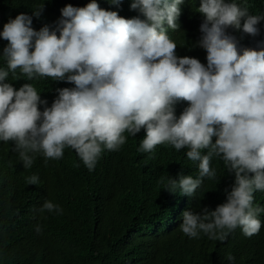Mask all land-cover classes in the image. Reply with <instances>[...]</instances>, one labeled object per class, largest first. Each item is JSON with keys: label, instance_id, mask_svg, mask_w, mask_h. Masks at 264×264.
I'll return each instance as SVG.
<instances>
[{"label": "clouds", "instance_id": "clouds-1", "mask_svg": "<svg viewBox=\"0 0 264 264\" xmlns=\"http://www.w3.org/2000/svg\"><path fill=\"white\" fill-rule=\"evenodd\" d=\"M248 1L193 0L200 33L183 57L169 32L178 28L184 0H106L107 10L97 0H45L30 16L9 18L0 30L7 41L0 53L6 65L0 67V141L14 142L24 168L35 153L60 159L71 148L92 171L103 151L125 143V132L135 136L143 128L137 151L166 144L187 149L197 163L195 177L168 176V192L193 196L204 178H215L214 157L234 175L214 210L182 213L183 234L218 241L237 227L246 237L257 234L264 212L253 204L254 192H264V15ZM228 28L258 40L238 49ZM17 69L27 80L74 86L57 88L49 106L31 83L16 89L6 82L9 73L19 79ZM182 101L187 106L177 116ZM26 182L36 185L38 176ZM45 210L62 214L50 200L39 209ZM35 230L41 232L39 224Z\"/></svg>", "mask_w": 264, "mask_h": 264}, {"label": "trees", "instance_id": "trees-1", "mask_svg": "<svg viewBox=\"0 0 264 264\" xmlns=\"http://www.w3.org/2000/svg\"><path fill=\"white\" fill-rule=\"evenodd\" d=\"M43 1L0 0V30L9 18L29 15ZM97 3L107 10L106 0ZM248 3L252 11L262 10L264 15V0ZM193 4L184 0L178 28L169 32L179 57L188 56L187 47L200 33L201 21L193 19L199 2ZM43 22L53 23L44 18ZM31 26L37 30L33 19ZM227 32L238 49L258 40L242 30ZM6 43L0 39V53ZM200 62L206 64V59ZM0 67L6 68L2 58ZM16 75L19 79L13 80L9 73L6 82L16 89L31 83L49 106L57 88L74 86L47 77L27 80L19 69ZM186 106V101L178 103L176 115ZM124 135L119 150L103 151L92 171L71 148H65L60 159L45 160L35 153L31 167L24 168L14 142L0 141V264H230L228 255L234 257L231 264H264V212L258 217L259 232L251 237L237 227L223 241L203 233L189 238L179 228L185 210H214L225 201L234 175L219 157L210 162L215 178H204L193 196L174 194L163 188L168 176L198 175L197 163L186 157L187 149L161 144L152 152H139L143 128L135 136ZM34 174L39 182L28 184ZM45 200L59 205L62 214L40 212ZM253 204L264 208V192H254Z\"/></svg>", "mask_w": 264, "mask_h": 264}]
</instances>
